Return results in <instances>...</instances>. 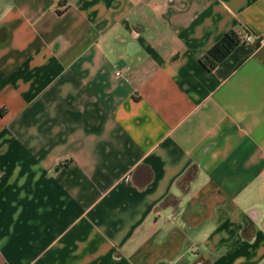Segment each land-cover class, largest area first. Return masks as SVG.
<instances>
[{"label":"crops","instance_id":"obj_1","mask_svg":"<svg viewBox=\"0 0 264 264\" xmlns=\"http://www.w3.org/2000/svg\"><path fill=\"white\" fill-rule=\"evenodd\" d=\"M258 37L264 0H0V264H264Z\"/></svg>","mask_w":264,"mask_h":264},{"label":"trees","instance_id":"obj_2","mask_svg":"<svg viewBox=\"0 0 264 264\" xmlns=\"http://www.w3.org/2000/svg\"><path fill=\"white\" fill-rule=\"evenodd\" d=\"M237 43L236 33L228 31L199 58V62L207 70H211Z\"/></svg>","mask_w":264,"mask_h":264},{"label":"built area","instance_id":"obj_3","mask_svg":"<svg viewBox=\"0 0 264 264\" xmlns=\"http://www.w3.org/2000/svg\"><path fill=\"white\" fill-rule=\"evenodd\" d=\"M237 35V34H236ZM251 35L250 34H247V33H245L244 35H242V36H238L237 35V39H238V42L239 41H248V40H250L251 39ZM258 39H259V42H262L263 40H264V37H258ZM116 74H118V72H116Z\"/></svg>","mask_w":264,"mask_h":264}]
</instances>
